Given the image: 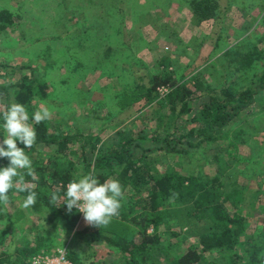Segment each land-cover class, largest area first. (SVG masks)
<instances>
[{
  "label": "trees",
  "instance_id": "16d2710c",
  "mask_svg": "<svg viewBox=\"0 0 264 264\" xmlns=\"http://www.w3.org/2000/svg\"><path fill=\"white\" fill-rule=\"evenodd\" d=\"M183 2L199 22L218 18L221 14L219 0ZM72 4L71 0H59L57 7L59 12L70 7L77 8L81 17V21L58 32L59 35H54L52 39L55 43H72L64 44L63 51L59 49L63 61L58 63L57 68L65 72L60 80L54 79L48 72L52 65L55 66L54 57L49 56L52 53L49 46H45L38 54V59L44 64V76L39 70H31L30 75L24 74L15 83L6 82L7 75L0 74L3 80L0 83V113L6 110L9 102L27 107L29 123H32L31 113L42 106L54 112V120L51 118L34 125L36 143L25 151L32 160L36 179L26 175L25 180L29 187L35 184L37 202L34 206L42 208L49 215L46 222L58 229L52 236H57L61 230L68 259L73 264H87L89 251L97 244L106 243L118 249L121 264H264V192L249 190L253 196L246 211L243 204L248 201V190L229 191L223 181L224 176H231L227 171L231 166L238 162V166L242 165L240 162H243V158L237 155V143L245 132L240 128L220 136L243 112L258 113V122L264 117V65H259V61H264L263 52L258 53L254 46H246L244 42L238 44L240 53L235 65H238L239 72L246 70L247 66L251 69L250 75H242L238 81H244L247 86L243 88L231 83L222 91L210 92L204 87V81L207 80L204 77L186 80L185 75L179 74L177 67L180 59H174L167 51L161 63L153 66L154 71L149 78L151 85L146 89V78L137 76V70L144 72L147 69L143 56L154 51L147 35L132 33L133 29L127 30V23L137 19L139 24L149 26L157 36L151 43L156 44L163 39L173 46L176 44L178 55L183 41L177 39L175 33L169 36L163 23L164 15L168 17L166 10L172 4L171 0H90L88 3H75V6ZM137 5L143 9V13L135 18L134 7ZM237 6L246 17H252L250 8H258L257 1L253 6L248 1ZM262 6L261 10H264ZM258 17H254L257 23L255 29L264 30V14ZM20 20L21 16L17 13L0 9V36L10 30L16 31ZM52 25L55 31L64 27L59 18ZM239 31L243 35L249 33V29L242 27ZM169 37L172 41H169ZM170 48L168 46L166 49ZM89 55L94 59V63L90 64L96 71L101 73L107 70L109 77L120 76L129 81V84L126 82L127 86L114 89V100L121 98L120 94H126L135 102L141 99L147 104L154 103L160 111L156 110L151 115L152 120L163 124V127L142 130L137 137L119 131L116 133L117 139L106 144L102 136L71 133L68 122L72 119L74 109L63 103L64 107L62 99L65 95L74 97L82 92L77 85L90 72H87L81 59ZM224 55L226 57L229 53ZM223 60L224 57H221L218 61ZM0 70L8 71L9 74L15 71L3 62L0 63ZM160 86L171 89L165 98L167 101L162 99L160 102L157 97L156 90ZM143 89L146 91L143 92ZM77 101L79 106L86 104L83 107H89L83 99L77 98ZM102 105L107 107L108 103L105 101ZM164 108H170L171 114L162 119L161 111ZM99 113L89 109V114L94 115L96 120L101 119ZM108 113L112 115V111ZM184 116L189 118L182 119ZM194 124L201 126L189 127ZM188 128L190 130L186 132ZM149 132L152 138L150 142L147 141ZM3 135L0 130V137ZM230 137L235 142H230L227 148L214 157L215 164L200 165L191 160L194 156L191 150L206 151L207 145ZM192 138H196V143L186 142L187 149L184 152L178 150L179 144ZM44 153L56 159L51 176L48 175V164L43 158H37V155ZM164 154L180 155L184 161L190 159L192 162L179 165L176 169L165 160ZM223 162L225 168L220 169L219 165ZM251 162L253 165L258 164ZM217 164L218 169H215ZM79 165L93 172L101 183L114 178L122 185V206L118 216L113 217L107 226L88 225L76 209L71 213L67 211L62 198L55 202L51 200L52 194L62 197L65 185L82 175ZM6 166L7 159H0V167ZM160 168H164V171ZM60 185L63 187L60 188ZM19 187L17 185L10 190V195L26 196L27 192L17 190ZM2 215L8 217L5 209L4 213L0 211V220L3 219ZM8 227H11L10 224ZM128 231H131L130 236ZM47 241V236H38L35 242H25L13 254L0 252V264H28L36 254L52 251Z\"/></svg>",
  "mask_w": 264,
  "mask_h": 264
},
{
  "label": "rangeland",
  "instance_id": "374dc122",
  "mask_svg": "<svg viewBox=\"0 0 264 264\" xmlns=\"http://www.w3.org/2000/svg\"><path fill=\"white\" fill-rule=\"evenodd\" d=\"M71 1L73 2L72 5L74 6L75 3L90 2V0ZM245 1L250 2L251 6L256 5L257 1L258 8H250L249 10V13L252 14V17L244 16L237 6L241 5ZM171 3L172 4L168 6L166 10V13L168 12V17L165 15L163 17V23L166 24L165 30L166 32L170 33L169 36L177 31L176 35H179L177 39H179V37H193L191 42L195 43L194 51H197L199 56L202 55L204 57L208 51L213 52L210 58V60H212L211 63L206 62L205 60L198 62L197 64L194 63V68L191 67L186 71L184 69L182 70V75L187 74L185 75L186 80H192L198 76L204 77V79H207L204 81L206 84L204 87L205 89L210 90V92L222 91L224 87L229 86L231 83L239 84L238 87L245 88L247 84L244 81H238V79L242 75H250L251 69L247 68L250 66H247L246 70L239 72L238 65H235L236 59H238V53H240V50H237V45L241 42H244L247 43L246 46L252 45L258 50V53L263 52L264 54V30L259 28V31H257L254 27L257 16L260 18V16L264 14V10H261V8H263L262 5H264V0H219V11H221L220 16H218L219 19L215 18L203 22H199L198 19L194 18L190 8L185 2H183V0H171ZM58 4L59 0H0V9H8L11 12L17 13L19 16H21V20L19 22V26L16 28V31L10 30V32L7 34L0 36V63L3 62L9 67L15 69V71H11L10 74L8 71L0 70V74L4 76L7 75L6 82L8 81L16 83V81L20 80L24 74L30 75L31 70H39L41 73H43L44 70L42 66L44 64L40 58L38 59V54L43 51L45 46L52 48V53L49 56H53L54 58L52 59L55 61V66L52 65V69L48 71L50 76L56 80H60L62 75L65 74L64 70L57 68L59 66L58 63L63 61L59 49L63 51L62 46L64 44L71 45L72 43H55L52 39L54 35H59V33L62 31L67 30L69 26H73L75 23L81 21V17L79 14L80 10L77 8L70 7L71 9H65L59 12L57 9ZM134 10V15H136L135 18L139 17L140 14L143 13V9H140L138 5L137 7H134ZM56 17L57 19L59 18V20H62V24L64 25L62 30L58 29L55 31L52 25L53 22L57 20L55 19ZM72 18L76 21L70 20ZM136 21L137 19L133 21V23H136L134 24V27L132 25V21H128L127 30L133 29L132 33L139 34L140 32L146 34L147 39L153 48V53H155V56L157 57V53L162 50V44L151 43L154 42L157 37L156 32L148 28L149 26L145 27ZM233 25H240L243 29H249V33L247 35L245 34L246 36L241 40L240 43L237 42L243 34L241 31L234 32V30L231 28ZM212 29L217 30L214 35V38H217L218 40L217 43H211L212 41L210 42L207 38ZM236 29L238 31L240 27ZM245 32H247V30ZM67 37H65V39ZM170 39L171 37H169V41ZM230 41L235 42L230 43ZM226 43H229L230 45L226 47ZM233 44H235V46L225 52L226 48L231 47ZM217 53L220 55L223 53H229V55L225 57L223 54L222 56L219 55L218 57ZM199 56L197 59L200 58ZM221 57H224V60L219 62L218 60ZM143 59L144 62L146 61L145 63L147 69H145L144 72H139V70H137V76H140V78H146L144 84H146L147 89L149 88L151 81L149 78L151 73L154 71L153 66H155V64L152 65L147 56H143ZM81 60L86 66L87 72H90L87 74L84 81H81L77 85L78 89L80 88L82 92L74 95V97H71V94L65 95L62 99V105L64 103L65 105H68L66 107H69L70 105V107L73 106L72 109H74L72 119L68 122V128L71 133L82 134V127H91L92 130L96 132V134L100 133L104 139L108 136L109 138L112 137L117 139L116 133L119 131L132 134L133 137H137L136 135L144 128L148 129L152 127V129H160L163 127V124L160 123V125L152 120L151 115L156 113V110L160 111V109L157 108L154 103L147 104L145 100L141 99L140 101L135 102L133 99H129L130 97H127L126 94H120L121 98H117V101L114 100L115 98L113 99L115 88L121 89L123 86H127L129 84V81L126 80V78L123 79L120 78V76L109 77L107 75L108 72H106L107 70H102L103 72L101 73L100 71H96L91 66L92 64H90L91 62L94 63V59L90 57V55ZM259 65H264V61H259ZM210 66H212V68H209ZM22 68H26V70H21ZM178 73L180 74V72ZM42 75L44 76V73ZM2 81L3 80L0 78V83ZM126 82L128 83L127 85ZM158 88L156 90V93L158 94L157 97L160 102H162L161 100L163 99L164 101L165 98L171 93V89L167 87L169 89V94L167 96H161L158 92ZM143 90V92L146 91L145 89ZM77 98H79V100L83 99L86 103H88L87 105L89 106L92 105V110H96V112L99 111L101 119L96 120L94 115L88 114L87 110H84L85 108L83 107V105L86 104L79 106ZM105 101L108 103V106L106 105L107 107H103L102 105V102ZM153 105L155 106L153 107ZM103 111L106 112L103 114ZM110 111H112L111 116L108 113ZM262 111H260V113H262ZM53 114L54 112L52 113V119L54 120L55 118ZM169 114H171L170 108H164L161 111V118L163 119V117L165 118ZM257 115L258 113L247 114L243 112L236 118L229 128L224 129L220 133V136H223L225 135L224 133H227L230 130H237L240 128H243V132H245V135H243V137L239 139V143H237V155L243 158V162H240L242 165L238 166V162L237 164L231 166L230 170H227L231 176H224L223 181L229 191L233 192L237 191L238 189L248 190V201L243 204L246 211L249 209L248 205L250 204L251 198L253 196V193L249 190L251 189L253 192H264V117L258 122L256 121ZM104 116L105 120H103ZM186 118L189 117L184 116L182 119ZM245 123H247L248 126L245 127ZM123 124L126 126H123ZM106 125H108L106 127L107 129H102ZM200 126L195 125L193 127L192 125L190 128H196ZM190 128H188L186 132L190 130ZM231 138L232 137L228 138V140L221 139L217 143H211L210 145H207L208 148L206 151H199L196 149L191 150V152L193 151L192 154H194L193 159L191 160L193 162L197 161L200 165H211L212 163L215 164L216 162L214 157L220 154L223 149L227 148L230 142H235L234 138L230 140ZM196 141V138L186 140L184 144H179L177 148L179 151L184 152L187 149V145L185 144L186 142L196 143ZM45 154L47 153H44L41 156L37 155V158H43L45 164H48V175L51 176L54 171L56 159L53 156H48ZM163 157L173 168L175 167L176 169L179 168V165L181 166L184 163L187 164L188 162H192L190 159H186L184 161V158H182L183 156H178L175 154H164ZM251 161H254L258 164L255 163L256 165H253ZM225 165V162L219 165L221 167L220 169H224ZM159 166L160 165H158V167ZM78 167L81 170V174L89 173L84 169L83 166L79 165ZM214 168L218 169V164L216 167L214 166ZM160 169L164 171V168ZM11 195H13L14 203L11 207L5 208L8 217L2 215L3 219L0 220V223L3 224V228H0V252H8L13 254L16 252L18 247L23 246L25 242H35L38 236H47L50 241L47 242L50 243V247H52L50 250L52 251L65 248V246H63L65 244L62 243L63 235L61 230L59 229L57 236H52L53 234H56L54 232H56L58 229H55L54 226L49 225V223L46 222V219L49 215L46 214L42 208L32 206L27 210L22 209L19 207V203L23 197L16 196L15 193ZM1 213H4V211H1ZM23 220H27V222H23ZM9 224L11 226L10 228L8 227ZM106 232L110 233L109 231ZM130 232L131 231H128V236H130ZM118 259L119 255L118 249L116 247L110 246L106 243H100L95 245L89 251L87 264H121Z\"/></svg>",
  "mask_w": 264,
  "mask_h": 264
},
{
  "label": "clouds",
  "instance_id": "9594fccd",
  "mask_svg": "<svg viewBox=\"0 0 264 264\" xmlns=\"http://www.w3.org/2000/svg\"><path fill=\"white\" fill-rule=\"evenodd\" d=\"M52 118V112L47 106L30 114L24 104L9 102L5 111L0 113V130L4 135L0 138V159H7L8 166L0 167V211L11 207L14 203L10 190L19 185V192H27L19 203L22 209H30L37 202L35 184L27 186L25 176L36 179L32 160L26 154L37 140L34 125ZM22 145L23 147H19ZM63 199V205L69 213L76 209L83 214L88 225L107 226L113 217L118 216L124 199V190L118 179L109 178L102 183L93 173L78 175L66 186L63 196L52 194L53 202Z\"/></svg>",
  "mask_w": 264,
  "mask_h": 264
},
{
  "label": "crops",
  "instance_id": "0c3cea01",
  "mask_svg": "<svg viewBox=\"0 0 264 264\" xmlns=\"http://www.w3.org/2000/svg\"><path fill=\"white\" fill-rule=\"evenodd\" d=\"M235 28H234V27ZM231 28L234 30V32H238L237 31V29L236 28H239V27H241L240 25H233ZM245 26V25H244ZM255 26H257V23L254 25V27ZM173 29V28H172ZM174 30V29H173ZM175 31V30H174ZM217 30H211L210 31V34H208V39H209V41L211 42V43H217L218 42V40H217V38H214V35H215V32H216ZM175 34L177 33V31H175L174 32ZM172 36H173V33H172ZM179 35L177 34V37H178ZM211 36V37H210ZM246 35L244 34V35H241V37L239 38V40H238V42L237 43H240L241 42V40L245 37ZM182 38V41H183V45H182V47H181V51H180V53L178 54V55H176L177 54V51H176V49H178L177 48V45H172V44H170L169 45V43H167V42H164V40L163 39H160L161 41L159 42L160 44H162L161 45V48H162V50L161 51H159L158 53H157V57L155 56V53H150V54H148V55H146L148 58H149V61L152 63V65L153 64H155V63H161V61L163 60V58L165 57V55H166V53H167V51H170V53H171V56L174 58V59H176V58H178V59H180V62H179V64H178V67H177V70H178V72H180V74H181V72H183L182 70L184 69L185 71L187 70V69H189V68H191V67H193L194 68V63L195 64H197L198 62H201V61H205L206 60V62H210L211 63V61L212 60H210V58H211V55H212V51H208L207 53H206V55H204V57L202 56H199V54H197V51H194L195 49H194V46L193 45H190V44H192V38L193 37H190V38H185V37H181ZM180 37H179V39H181ZM170 41H172V40H170ZM233 42H235V41H230V43H233ZM164 43V44H163ZM172 43V42H171ZM181 44V43H180ZM230 44L229 43H226V47L227 46H229ZM166 47V48H168V46H169V48H170V46L172 47V49L170 48L169 50L168 49H166V48H164V50H163V47ZM187 46L189 47V49H187ZM235 46V44H233L231 47H229V48H226V50H225V52L227 51V50H230L232 47H234ZM186 47V48H185ZM166 49V50H165ZM175 49V50H174ZM160 50V49H159ZM175 51V52H174ZM218 54V57H219V53H217ZM224 54V53H223ZM223 54H221L220 56H222ZM200 57V58H198L197 59V57ZM146 62V61H145ZM213 63V62H212ZM184 75H187V74H184ZM188 78V77H187ZM187 80H189V79H187ZM91 107H93L92 105H90L89 107H87L85 110H87L88 111V114H89V109L91 108ZM104 109V108H103ZM87 117V116H86ZM88 118V117H87ZM105 124H109V123H105ZM196 124H194L193 125V127L195 126ZM86 126V125H85ZM108 125H106L105 127H103L102 129H107L106 127H107ZM123 126H126L125 124H123ZM192 125H190L189 127H191ZM196 126H200V125H196ZM197 128V127H196ZM82 134L83 135H85V136H88V135H94V136H98V135H100L101 136V134L100 133H98V134H96V132H94L93 130H92V128L90 127V128H88V127H82ZM143 130H148V129H146V128H144ZM102 132V131H101ZM144 135V134H143ZM114 137V136H113ZM147 137H148V139H147V141H151V136H150V133H148L147 134ZM111 140H116V138H112V137H110L109 138V136L108 137H106L105 139H104V141H103V143H105L106 144V142H109V141H111ZM104 144V145H105ZM105 147V146H104ZM108 147V146H107Z\"/></svg>",
  "mask_w": 264,
  "mask_h": 264
},
{
  "label": "built area",
  "instance_id": "2783aa9c",
  "mask_svg": "<svg viewBox=\"0 0 264 264\" xmlns=\"http://www.w3.org/2000/svg\"><path fill=\"white\" fill-rule=\"evenodd\" d=\"M158 92L161 96H167L169 94V89L167 87H160L158 88ZM79 214L81 219H83V214ZM28 264H73V262L68 259L67 249L62 248L36 254L28 261Z\"/></svg>",
  "mask_w": 264,
  "mask_h": 264
}]
</instances>
